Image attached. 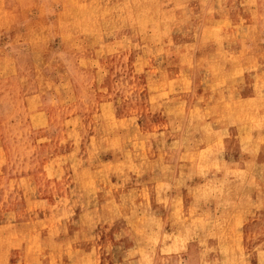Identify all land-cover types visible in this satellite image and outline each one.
I'll use <instances>...</instances> for the list:
<instances>
[{
	"label": "rangeland",
	"instance_id": "obj_1",
	"mask_svg": "<svg viewBox=\"0 0 264 264\" xmlns=\"http://www.w3.org/2000/svg\"><path fill=\"white\" fill-rule=\"evenodd\" d=\"M0 264H264V0H0Z\"/></svg>",
	"mask_w": 264,
	"mask_h": 264
}]
</instances>
